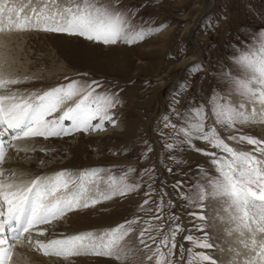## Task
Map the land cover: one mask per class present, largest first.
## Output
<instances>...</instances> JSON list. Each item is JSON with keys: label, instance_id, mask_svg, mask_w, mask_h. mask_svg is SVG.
Masks as SVG:
<instances>
[{"label": "rangeland", "instance_id": "374dc122", "mask_svg": "<svg viewBox=\"0 0 264 264\" xmlns=\"http://www.w3.org/2000/svg\"><path fill=\"white\" fill-rule=\"evenodd\" d=\"M7 2L23 7L19 19L27 15L33 21L36 19L33 10L35 13L49 15L47 6L60 5L62 2L65 4L63 7L69 5V0ZM99 2L121 11L132 30H158L151 31L143 40L131 45L118 42L106 46L79 36L45 31L43 26L16 28L15 14H12V25L7 23V13L0 19H3L2 25L6 30L14 33L26 31L27 35L19 55L21 62L16 66L27 68V72L21 73L18 70V75L14 74L13 77L27 80L12 86L14 91L28 94L43 92L73 79L83 82L98 80L101 87L96 89L97 94L109 93L119 100L117 106L110 110L115 124L106 121L103 130L77 131L68 136L43 138L44 146L49 148H42L39 152L48 157L44 159V163L48 162L56 167L40 175L67 169L78 176L82 169L100 167L106 169L99 174L101 190L107 188L113 180L121 186L139 185L123 196H115L89 208L73 210L48 225L39 226L46 231L44 235L33 232V239L42 237L46 241L84 231L100 234L122 222L135 220L131 225V233L122 242L131 252L123 261L92 254L58 257L54 254L44 255L41 250L29 244L26 238L21 241L30 245L29 249L38 253V256L46 258L47 264H155L157 243L178 222L183 230L176 234V247L171 261L172 264H185L187 249L191 244L184 237L190 233L195 236L203 235L194 226L204 224L210 242L215 245L208 251L219 264H237V260L244 254V245L240 241L250 243L251 233L246 240L245 235L241 237L233 230L234 224L229 220V213L225 210L222 199H208L206 220L199 221L194 220L190 213L200 209L194 205L189 206L180 196L194 182L204 183L198 166L212 175L215 172L209 163V156L190 149L184 143L179 127L186 122V109L202 103L205 107L206 130L215 126L219 134L234 148L252 151L254 146L227 140V137L246 134L264 141V120L237 123L234 127L221 126L215 123L209 104L214 87L220 90L218 94L222 96L229 88L225 81L218 78V74L238 75L241 69L235 63V57L241 53L259 54L264 41V36L259 35L264 30V0ZM57 64H61V70H54L49 74L44 72V69L56 68ZM194 65H202V68L193 71ZM35 69H40V73ZM177 113L181 115L178 116ZM55 115L58 116L59 113ZM164 115L171 124L177 125L175 130L166 126L161 119ZM68 123L70 122L65 121V124ZM118 123L122 124V131L113 130ZM94 134L102 135L91 136ZM169 142L176 146L167 147ZM192 142L197 148H207L220 155L218 150L205 142L195 139ZM255 154L259 156L258 153ZM173 157L176 159H172ZM130 167L133 169L131 172L128 171ZM5 168L3 162H0V170L3 169L4 172ZM11 173L6 170L5 175L11 177ZM25 176L21 180L32 178L30 175ZM178 181L182 182L179 190L174 187ZM161 200L163 206L158 212L157 206ZM158 216L159 219L156 218ZM142 229H148L144 237L148 248L139 242ZM149 236L155 237L156 242L149 239ZM257 237V240L262 238L260 234ZM14 242L16 241H12ZM181 245L185 249L183 259ZM237 253L240 255L237 256ZM253 254L255 255V251ZM149 255L153 256L152 260L146 259ZM51 256L61 261L56 260L55 263L52 259L48 260Z\"/></svg>", "mask_w": 264, "mask_h": 264}, {"label": "snow or ice", "instance_id": "6c2138e0", "mask_svg": "<svg viewBox=\"0 0 264 264\" xmlns=\"http://www.w3.org/2000/svg\"><path fill=\"white\" fill-rule=\"evenodd\" d=\"M21 11L22 6L10 5L7 0H0V18L7 13L9 25L13 24L12 14H15L17 28L43 26L45 31L79 36L106 46L118 42L131 45L143 40L151 31L158 30H132L121 11L103 5L99 0H69L68 6L50 15L35 13L33 10L35 21L27 15L19 19ZM2 23L3 19H0V24ZM259 35L264 36V30ZM235 63L241 69L240 74H218V78L229 85L225 94L219 95L220 90L214 87L209 97L215 123L221 126L234 127L237 123L264 120V111L258 113L255 107L248 111L243 102L247 100L253 105H264V41L261 43L259 54L241 53L235 57ZM201 68L202 65H194L193 71H199ZM25 81L0 71V162L4 161L7 149L20 150L15 143L20 140L68 136L77 131L95 132L103 130L106 121L115 124L110 110L117 106L119 100L109 93L97 94L96 89L101 87L98 80L83 82L73 79L43 92L34 91L28 94L13 90L12 86ZM231 94L238 95L241 102L233 101ZM186 111V122L179 127V132L183 134L184 143H187L190 149L210 157L209 163L213 166L215 175L198 166L204 183L194 182L192 187L180 193L181 198L189 206L194 205L200 209L190 213L194 220L199 221L206 220L208 199H222L225 202V210L229 213V220L234 224L233 230L241 237L245 232L251 233L250 243L244 240L240 242L245 248L253 249L255 255L246 258L243 264H264V141L246 134L227 137V140L254 146L252 151L238 150L226 142L215 126L206 130L205 107L202 103ZM56 113L59 115L56 116ZM177 115L180 116L181 113ZM161 119L165 121L166 126L174 130L177 128V125L169 122L166 115ZM65 121L70 123L65 124ZM194 139L207 143L211 148L218 150L220 155H217L216 151L210 152L207 148H197L192 142ZM175 146L172 142L167 145L169 148ZM132 170L131 167L128 169L129 172ZM104 171L106 169L100 167L82 169L77 176L64 169L19 182L9 179L0 171V264H10L14 248L12 241L19 242L24 238L44 255L70 257L92 254L118 261L125 260L131 249L122 242L131 233V225L135 220L122 222L100 234L84 231L46 241L34 240L32 236L33 232L44 235L46 229L39 226L48 225L66 213L95 206L101 201L123 196L139 187L127 184L121 186L113 180L107 188L101 190L99 174ZM10 175L15 176V173ZM181 185L182 182L178 181L174 187L179 190ZM162 206L163 200L157 206L158 212ZM156 218L159 219V216ZM194 227L203 235L195 236L190 233L184 237V240L191 244L187 249L185 264H219L208 251L215 245L210 242L204 224ZM182 230V225L175 223L157 243L155 264H172L171 256L176 247L175 237L177 232ZM147 231L148 229H142L139 233V242L145 248L149 247L144 240ZM257 234L261 235L260 240H257ZM148 238L156 242L155 237ZM180 251L183 259V245L180 246ZM239 255L237 253V256ZM146 259L152 260L153 256L149 255Z\"/></svg>", "mask_w": 264, "mask_h": 264}, {"label": "bare ground", "instance_id": "6f19581e", "mask_svg": "<svg viewBox=\"0 0 264 264\" xmlns=\"http://www.w3.org/2000/svg\"><path fill=\"white\" fill-rule=\"evenodd\" d=\"M62 5L65 4H63L62 2L60 3V5L53 4V6H47L46 9L48 10V14L50 15L52 12L62 9L63 8ZM4 27L2 24H0V71H3L5 74L14 77V74H17L16 71L18 72V70H20L21 73L27 72L26 70L27 68L25 67L16 68V66H18L17 63L19 64V62H21V59H19V55L23 50V45L25 44L27 35H25L26 31L20 33L18 31L19 29L18 30L16 29L17 27L15 29L18 31V33H14L9 30H6ZM25 60L27 61L28 58H25ZM60 65L61 64L59 65L57 64L56 68L53 66L54 68L50 67L44 69V72L49 74L51 71L61 70ZM35 71L40 73V69H35ZM232 98L234 99L235 102L241 101V98L237 95H233ZM243 102L246 104V108L248 111L252 109V107H255L258 113L264 111V105H262L261 103H255V105H253L252 103H249L247 100H244ZM113 130L122 131V124L118 123L117 127L113 128ZM102 134H97V135H102ZM97 135L94 134L91 136H97ZM15 143L17 144V147L20 150L18 151L17 149H11V148L8 149L7 153L5 154V159L3 161V164L4 166H6V168L4 169V174H6V170H9L10 173L14 171L13 173H15V176H11V177H13L12 179L16 180L17 182H19L21 179H25L24 178L26 177L25 175H30V177L33 178L36 175L43 174L45 173V171L52 169V167H56V166H52V164H48V162L44 163V159H48V157L47 155L44 156L39 152L42 148L45 149L49 148L47 145L44 146L43 138L39 137V139H34V138L24 139L17 141ZM25 149H27V151H25ZM35 165H37L38 167H35ZM0 171H3V169H1ZM11 177L9 178L11 179ZM28 180L26 179V181ZM40 228H44V227H40ZM70 235L73 234L71 233ZM249 236L250 233L245 232L246 240L248 239ZM40 239L44 240L42 237H40ZM13 244H14V248L12 252L13 255L10 264H47L46 262L47 260H45L46 258L43 259L41 256H38V253H35L29 249L30 245L29 246L25 245L23 241H19V242L16 241ZM242 250L244 253L243 257L245 258H250L254 255L253 254L254 251L251 248L243 247ZM51 257L52 258H47V259L48 260L52 259L55 261V263L57 261L58 262L61 261V259H57L54 256ZM243 257H240L237 260V264H243L244 262Z\"/></svg>", "mask_w": 264, "mask_h": 264}]
</instances>
